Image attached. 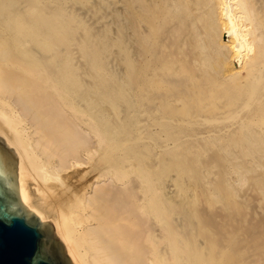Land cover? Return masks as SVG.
<instances>
[{"label": "bare ground", "instance_id": "bare-ground-1", "mask_svg": "<svg viewBox=\"0 0 264 264\" xmlns=\"http://www.w3.org/2000/svg\"><path fill=\"white\" fill-rule=\"evenodd\" d=\"M73 5L0 0V138L62 250L73 264H264V0ZM157 149L200 182L214 246L158 186L144 156Z\"/></svg>", "mask_w": 264, "mask_h": 264}, {"label": "water", "instance_id": "water-1", "mask_svg": "<svg viewBox=\"0 0 264 264\" xmlns=\"http://www.w3.org/2000/svg\"><path fill=\"white\" fill-rule=\"evenodd\" d=\"M0 264H73L48 220L24 197L20 151L0 138Z\"/></svg>", "mask_w": 264, "mask_h": 264}, {"label": "rangeland", "instance_id": "rangeland-1", "mask_svg": "<svg viewBox=\"0 0 264 264\" xmlns=\"http://www.w3.org/2000/svg\"><path fill=\"white\" fill-rule=\"evenodd\" d=\"M68 1H69V4H70L71 8L73 9V6H74L73 5V0H68ZM113 67L116 70L118 69V67L115 64H113ZM174 151H175V153L177 155L186 157V159L188 160V161L187 160L186 161L189 162V160H191V158L194 156V154L196 153L197 150L196 149H176ZM151 152H152V154H156L157 155V159L154 160L155 164H156V166L154 168H155V171L157 173L158 186L162 188L161 189L162 192L168 194V196L171 198V200H173V201L175 200L176 201V202L174 201V203L172 201V204L174 206H177V205H175L177 202H178L177 204L185 205L187 210L190 211V213L193 214V217L197 220V221H195L196 225H194L196 230H195V228H193L195 231H192V232H193V234H195L194 235L195 238L197 237L195 240H196V243L199 242L198 246L199 245L203 246V247L214 246L215 245V240H214L215 238H214V234H213L214 233V228H212L213 226L212 227H206V228L204 227V228H202L203 224H202L201 221L199 222V218H197L198 216H200L201 211H207V210H208V212L210 211L207 207H205L206 205H203V204L202 205L201 204L198 205L199 204L198 200L201 198L202 193H203L202 192L203 189H202V186H201L200 182L195 177H193L191 174L185 175L182 179L179 178L178 172H177V170L175 168H173V166H171L172 168H170L169 172H166L164 167L159 165L158 161H159L160 158L162 159L163 157L167 156L166 155L167 153L164 152V151H161V150L158 151V149H157V150H153V151H150V152L146 151L144 153V156L148 157L149 154H151ZM168 157H169V155H168ZM171 158L172 157H169L168 160H167L170 165H172L174 163L173 160H170ZM86 159L87 158H85L84 160L86 161ZM87 161H88V159H87ZM84 167H86V170H87V168L89 167V164H84L83 167H79L78 169L75 168L76 171L73 170V172H75V174H76V173H78L80 171H83V170H85ZM67 174H69V173H67ZM35 183L36 182L34 181V184ZM73 184H75V183L73 182ZM31 185H33V183ZM73 186H75V185H73ZM164 186H165V188H164ZM33 187L36 188V186H31V188H33ZM35 188L33 190H35ZM170 193H172V194H170ZM177 195H179V196H177ZM193 204H194V206H193ZM208 214H209L208 215L209 217L212 216L211 219H213V221H214L215 220L214 212L211 211ZM173 217H174V220L176 219L175 220L176 221V225H180V224L184 225L187 222L186 221V217H185L184 214L174 213ZM211 219L209 221H211ZM213 221H211V222H213ZM211 224H213V223H211ZM184 227H185V225H184ZM211 230H213V231H211ZM209 231H211V232H209ZM211 234H213V235H211ZM209 235H210V237H209ZM197 240H198V242H197ZM201 241L204 242V243L201 244ZM211 263L215 264L213 261H209V260H206L205 262H202V264H211Z\"/></svg>", "mask_w": 264, "mask_h": 264}]
</instances>
